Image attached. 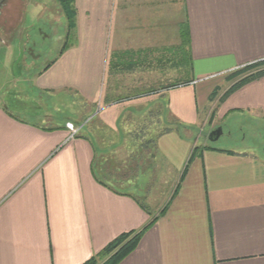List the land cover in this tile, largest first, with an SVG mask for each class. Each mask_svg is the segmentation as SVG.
<instances>
[{
	"label": "crops",
	"instance_id": "crops-1",
	"mask_svg": "<svg viewBox=\"0 0 264 264\" xmlns=\"http://www.w3.org/2000/svg\"><path fill=\"white\" fill-rule=\"evenodd\" d=\"M75 5L76 27L61 38L68 48L31 83L49 94L73 91L96 106L103 125L69 139L65 127L49 130L0 109V264H81L156 216L118 264H264V152L203 143L180 180L197 145L191 136L177 125L162 133L153 125H120L126 110L157 102L161 123L166 103L174 119L194 129L200 99L204 111L217 107L214 128L233 114L264 122V76L219 101L231 72L264 59V0ZM186 30L190 84L110 101L113 52H130L126 60L136 65H162L169 58L155 52L177 50ZM171 34L172 42H160L159 35ZM47 39L56 50L57 39ZM176 55L169 62L183 66V54ZM147 74L140 79L151 80ZM202 83L210 91L200 94ZM104 129L112 138L99 140ZM171 181L173 188L163 190Z\"/></svg>",
	"mask_w": 264,
	"mask_h": 264
},
{
	"label": "rangeland",
	"instance_id": "rangeland-1",
	"mask_svg": "<svg viewBox=\"0 0 264 264\" xmlns=\"http://www.w3.org/2000/svg\"><path fill=\"white\" fill-rule=\"evenodd\" d=\"M36 2H39V4L36 5V11L33 9L32 13H34L33 17H35V12H38L40 18L33 19L29 17L25 20L27 28L24 38L28 39V42H25L23 45V42L20 45H16V43L11 44L13 46L9 48L6 47L0 52V109L2 111L8 109L18 117L33 120L40 124L42 123V126L49 127V130H52L51 128L65 127L69 130L68 137L72 135V130L67 126L68 123L78 127L80 126L74 137H79L88 129L96 133L97 130L99 131V128L96 127L98 123L103 125L96 106L86 104L82 101L83 99L73 91L49 94L48 92L38 90L34 84L31 83V80L36 74L58 55L63 45L61 38L64 36V30L65 28L68 29L65 13L62 11L58 0H36ZM48 3H50L49 6L47 5ZM44 9L47 11L46 16L42 14ZM21 11L22 5L20 6V4H17L16 1H11V6L6 9L8 18L11 19V22L9 21L11 27L16 25V22L20 21L22 15ZM173 20L174 18L170 19V21ZM45 21L50 22L51 28H49ZM29 27L31 30H27ZM40 31L46 33V37L42 35ZM159 36L160 42L162 43H170L175 37L173 34ZM48 37H50V39H57L56 50L53 48L52 41L47 39ZM156 38L158 39L157 36ZM168 50V52L161 53L160 51H156L155 53L156 55L162 54L164 59L169 58V61L173 59V63L176 62L177 60L175 57L178 58L179 56L176 55L177 51H174V47ZM169 61L162 65L157 63L151 65H137V67L134 68L135 70L129 73L121 72L123 69H119L118 73L112 75L107 82L110 101L114 102L121 97H128L129 95L138 96L186 77H191L188 57L185 58L183 66L174 65ZM145 70L152 73L146 76L151 80H141L142 76L139 74ZM160 71L163 73L165 72V75L162 77L163 81H160L157 75ZM164 76H166L165 80ZM231 82L233 81L228 82V84ZM228 84L226 83L222 87L223 90ZM211 87L207 83H202L200 85V94L205 93L206 89L210 91ZM215 99L216 98L212 101H215ZM165 104L166 103H163L161 107L163 108L166 122L163 121L161 123L159 112L151 115L152 111L155 112L160 110V104L153 102V105L145 106V104H142L138 107L131 108V111L126 110L124 116L120 120V125H153L155 128L158 127L156 131H154L155 133L161 131V129H163V131L165 129L168 130L170 126L176 127V125H184L174 119L170 111L168 109L166 110ZM202 105H204V100L200 99L202 120L199 122L198 126L193 127L194 129H190L189 126L183 128V131L195 141L197 144L196 146L209 143L218 147L237 151L264 152V122L260 120L254 121L248 116L233 114L221 124L224 130L221 137L216 141H211L208 136L216 125L214 120L215 115H211L213 107L210 106V109L208 108L204 111L205 109L202 108ZM150 106L152 107L150 108ZM45 116L54 118L56 121L55 124L52 120L43 122L41 118ZM84 126L85 128L83 129ZM101 132L100 137H98L99 140L103 138H112V134H110L111 131L108 129L101 130ZM146 150L149 151V149ZM166 180L170 181L172 178L170 179L169 177ZM174 183L175 181H171V184H165L166 187H162L163 190L172 189ZM150 184L151 180L149 182V185ZM151 205L154 206V204Z\"/></svg>",
	"mask_w": 264,
	"mask_h": 264
},
{
	"label": "trees",
	"instance_id": "trees-1",
	"mask_svg": "<svg viewBox=\"0 0 264 264\" xmlns=\"http://www.w3.org/2000/svg\"><path fill=\"white\" fill-rule=\"evenodd\" d=\"M60 7L62 11L65 13L66 19H67V34L66 36L69 37L72 30L76 27V17H77V9L75 5V0H58ZM182 44H180L177 47L176 51H179V54H183V57H188V44H189V38L187 30L183 35ZM69 44L67 41L63 44L62 48L60 49L58 56H60L67 48ZM125 54L124 56H122ZM127 54V55H126ZM130 52H113L112 58L109 64V72L110 74H115L118 72L119 69H123L124 72L133 71L134 68L137 67L136 62H134L132 59L130 61L126 60V57H128ZM132 54V53H131ZM49 62L43 69H41L37 74H41L44 70H46L52 63ZM264 76V59L257 60L251 63H248L246 65H243L239 67L238 69L231 72L227 78L232 82L231 86L226 89V91L223 93V95L220 98V102H222L230 93L236 91L243 85L247 84L248 82L257 80ZM192 79L190 77H186L184 79L175 81L171 84L162 86L161 88L169 89L174 88L182 85H188ZM157 89H154L152 91H149V94H154ZM159 90V88H158ZM217 93L216 89L212 93L215 95ZM217 110V107H213L211 115H215V112ZM157 111H152L151 115L156 113ZM212 116V117H213ZM188 125H177V130L182 131L184 127ZM62 128V127H57ZM169 128H172L171 126ZM53 129V128H51ZM166 130V129H165ZM165 130L161 131L165 132ZM206 148H212V146H206ZM203 149L201 146H195L191 152L190 158L187 162V165L184 169V173L180 180L183 179V176L186 174L189 164L191 160L194 158V156L197 154L199 150ZM97 176V172H95ZM99 179V178H98ZM181 182V181H180ZM180 183L176 188V191L179 189ZM165 212V209L161 211V213ZM158 219V216L153 217L148 224H146L142 229L138 231H128L121 233L116 238H114L112 241H110L101 251L91 256L89 259L84 261L81 264H118L121 260H123L128 254H130L139 244L142 236L144 235L145 231L149 229Z\"/></svg>",
	"mask_w": 264,
	"mask_h": 264
},
{
	"label": "flooded vegetation",
	"instance_id": "flooded-vegetation-1",
	"mask_svg": "<svg viewBox=\"0 0 264 264\" xmlns=\"http://www.w3.org/2000/svg\"><path fill=\"white\" fill-rule=\"evenodd\" d=\"M11 1H16L17 4H20V6L22 5V15L20 21L16 22V25L12 24V27L9 24L11 19L8 18V13L6 12V9L11 6ZM50 3L47 5L49 6ZM38 4L39 2H36V0H0V52L6 47L9 48L13 46L11 44L16 43V45H20L23 42V45L25 42H28V39L24 38V34H26L25 30L27 28L25 25V20L29 17L33 19L40 18V16H38V12H35V17H33L34 13H32V10L35 9L37 7L36 5ZM46 12L47 11L44 9L42 14L46 16ZM45 23L49 26V28H51L50 22L45 21ZM27 30H31L30 27Z\"/></svg>",
	"mask_w": 264,
	"mask_h": 264
},
{
	"label": "water",
	"instance_id": "water-1",
	"mask_svg": "<svg viewBox=\"0 0 264 264\" xmlns=\"http://www.w3.org/2000/svg\"><path fill=\"white\" fill-rule=\"evenodd\" d=\"M223 126L219 125L216 128H214L213 130L210 131L209 133V140L211 141H216L218 140L221 135L223 134Z\"/></svg>",
	"mask_w": 264,
	"mask_h": 264
},
{
	"label": "built area",
	"instance_id": "built-area-1",
	"mask_svg": "<svg viewBox=\"0 0 264 264\" xmlns=\"http://www.w3.org/2000/svg\"><path fill=\"white\" fill-rule=\"evenodd\" d=\"M67 126L72 130V135L69 137V139H72V138H74L75 134L78 132L80 126L78 127V126H75L71 123H68Z\"/></svg>",
	"mask_w": 264,
	"mask_h": 264
}]
</instances>
